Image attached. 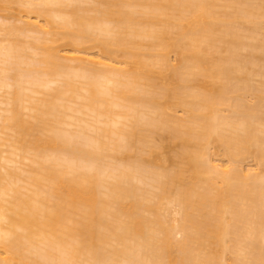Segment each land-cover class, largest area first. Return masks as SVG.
<instances>
[{
	"label": "bare ground",
	"instance_id": "6f19581e",
	"mask_svg": "<svg viewBox=\"0 0 264 264\" xmlns=\"http://www.w3.org/2000/svg\"><path fill=\"white\" fill-rule=\"evenodd\" d=\"M0 1V264H264V0Z\"/></svg>",
	"mask_w": 264,
	"mask_h": 264
},
{
	"label": "rangeland",
	"instance_id": "374dc122",
	"mask_svg": "<svg viewBox=\"0 0 264 264\" xmlns=\"http://www.w3.org/2000/svg\"><path fill=\"white\" fill-rule=\"evenodd\" d=\"M6 5H3L2 3H1V1H0V21H2L3 19L2 18H5V17H8V19L7 18H5V19H7L8 21H10V23H12V24H15V25H21L22 23H21V21L22 20H24L25 19V16L27 15L26 14V8L25 7H23V6H19V5H12V7H5ZM93 6V5H92ZM11 8V9H10ZM2 19V20H1ZM44 22H43V20H41V24H43ZM263 30H264V26H263ZM262 33H264V31H262ZM50 40H51V37L49 36L48 37ZM59 39L57 40V41H55V42H52V41H50L49 43H48V45L49 46H53V47H55L56 49L58 48L59 50H61L60 51V55H62L63 56V54L65 55L66 54V52H71V51H73L72 50V47L71 46H73L72 45V43L71 44H68L69 42H71V41H69L68 42V39H67V41L64 39V40H62L61 39V37H58ZM21 39H24V38H21ZM53 39V38H52ZM88 44V43H87ZM86 44V46L84 45H82L83 46V48H87L88 49V47H90V46H92V44L91 43H89L90 45H87ZM71 45V46H70ZM81 47V46H80ZM96 47V46H95ZM94 47V48H95ZM73 48H74V46H73ZM79 48V47H78ZM90 49V50H88V52L89 53H92V54H96V53H98L99 52V49L97 48H95V49ZM75 49V48H74ZM80 49V48H79ZM82 49V48H81ZM84 50H86V49H84ZM65 51V52H64ZM101 53V52H100ZM99 53V54H100ZM118 53V52H117ZM119 53H121V52H119ZM123 54V53H122ZM122 54H119V60H121L120 62H122V60H123V58H122ZM172 54V53H171ZM175 56L176 55H174V54H172L170 57L172 58V60H173V62H174V64H176V58H175ZM124 57V56H123ZM114 58L116 59V57L114 56ZM118 60V59H117ZM131 60H133V59H131ZM124 61V60H123ZM127 61V60H126ZM136 62L137 61H132L131 63L132 64H129L130 63V61H128V63H127V65H125L124 63H123V68H127V69H132V70H134L137 66V64H136ZM126 63V62H125ZM133 63H134V65H133ZM136 66V67H135ZM135 67V68H134ZM134 68V69H133ZM157 69V67L155 68V74H156V71L158 70H156ZM159 73V72H158ZM155 74H153V75H155ZM161 74V73H160ZM161 76H163V75H161ZM154 77V76H153ZM154 79V81L160 86V85H163V84H165L166 82V79H165V81L160 77V75L158 74V75H155V78H153ZM165 82V83H164ZM257 83V82H256ZM250 99V98H249ZM168 103H170V105H173V104H175L174 103V100L172 101V100H169V102ZM170 108H171V106H169ZM173 108L174 109H172L173 110V112L171 111H169V110H171V109H169L168 111L170 112V114H175L177 117H180V118H184L185 117V114H184V111L182 110V108H179V107H175V106H173ZM162 136V135H161ZM158 143H160V145H163L164 147H163V149L161 148L160 150H158L157 151V154H156V156L158 157V160L157 161H159V160H161V161H163V159L164 158H166L167 159V162H165V163H167L166 165L168 166V167H170V168H174V166H175V155H176V153L178 152V150H179V145H180V142H177V141H172V140H170V138H169V136H168V134L167 133H163V136L162 137H158ZM120 156V155H119ZM145 156V155H144ZM121 157H123L124 159L125 158H127V157H129L128 155H127V157L126 156H120V158ZM156 157V158H157ZM133 158H135V157H133ZM147 158V157H146ZM130 159V158H129ZM131 159H132V157H131ZM130 159V160H131ZM136 159V158H135ZM165 159V160H166ZM247 162V165L249 164V166L252 164V160H249V161H246ZM245 162V163H246ZM165 165V164H164ZM243 165V164H242ZM245 165V164H244ZM252 165H254V162H253V164ZM244 167H246V165L244 166Z\"/></svg>",
	"mask_w": 264,
	"mask_h": 264
}]
</instances>
